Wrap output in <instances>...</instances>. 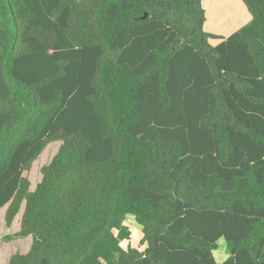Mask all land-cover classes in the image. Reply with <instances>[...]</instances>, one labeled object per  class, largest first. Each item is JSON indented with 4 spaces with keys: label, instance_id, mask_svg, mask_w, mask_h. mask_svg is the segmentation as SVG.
<instances>
[{
    "label": "trees",
    "instance_id": "1",
    "mask_svg": "<svg viewBox=\"0 0 264 264\" xmlns=\"http://www.w3.org/2000/svg\"><path fill=\"white\" fill-rule=\"evenodd\" d=\"M242 1L221 37L203 0H0V207L32 237L8 264H264V0Z\"/></svg>",
    "mask_w": 264,
    "mask_h": 264
},
{
    "label": "rangeland",
    "instance_id": "2",
    "mask_svg": "<svg viewBox=\"0 0 264 264\" xmlns=\"http://www.w3.org/2000/svg\"><path fill=\"white\" fill-rule=\"evenodd\" d=\"M247 11H248V9H247ZM248 13H249V11H248ZM249 15H250V13H249ZM215 16H217V14H215ZM250 20H251V15H250ZM235 21L238 22L239 17H237V19H235ZM224 26H225V28L223 30L220 29L219 31H222L224 33L231 35L233 33V30H231L228 25H224ZM207 29H208L207 26H205L206 31H207ZM220 41H221V38H213L210 42L212 45H217ZM61 143H62L61 141H55V142L49 143L46 146V148L44 149V151L40 154V156L33 162L31 169L29 171L25 170L23 172V175L27 176L31 182V185H30L31 190H34L36 188L37 184L42 179L41 167L45 164H48L52 160L54 155L58 152ZM7 206L8 205H6L4 207H0V264H8L10 257L13 254H15L17 252L26 253L30 250L31 245H32V237L31 236L26 237V238H17V239H13V240H8L6 238L8 235L16 233L17 231L20 230V228H21V213H22V211H20L17 214V216L14 219L11 226H9L7 224L6 218H5ZM22 206H23L22 207V210H23L25 203H23ZM127 223L131 227V230L133 232V236L137 237L142 230V226L137 221H135V219L131 216H128ZM223 248L225 249L224 243L220 242L219 250L216 252L218 254V257H219L218 259H222V258L226 257V255H227L226 252H224Z\"/></svg>",
    "mask_w": 264,
    "mask_h": 264
},
{
    "label": "crops",
    "instance_id": "3",
    "mask_svg": "<svg viewBox=\"0 0 264 264\" xmlns=\"http://www.w3.org/2000/svg\"><path fill=\"white\" fill-rule=\"evenodd\" d=\"M203 7L207 16L205 26L208 28L207 31L212 34L225 36L227 33L219 31L225 28L224 25H228L234 33L250 21L247 7L242 0H203ZM237 17H239L238 22L235 21ZM228 35L230 34L226 36ZM21 211L23 213V210ZM225 258L220 260H224Z\"/></svg>",
    "mask_w": 264,
    "mask_h": 264
},
{
    "label": "water",
    "instance_id": "4",
    "mask_svg": "<svg viewBox=\"0 0 264 264\" xmlns=\"http://www.w3.org/2000/svg\"><path fill=\"white\" fill-rule=\"evenodd\" d=\"M148 16V13L146 12L145 15L143 16V18H146Z\"/></svg>",
    "mask_w": 264,
    "mask_h": 264
},
{
    "label": "clouds",
    "instance_id": "5",
    "mask_svg": "<svg viewBox=\"0 0 264 264\" xmlns=\"http://www.w3.org/2000/svg\"><path fill=\"white\" fill-rule=\"evenodd\" d=\"M145 246H146V244H145ZM143 249H141V251H142Z\"/></svg>",
    "mask_w": 264,
    "mask_h": 264
}]
</instances>
